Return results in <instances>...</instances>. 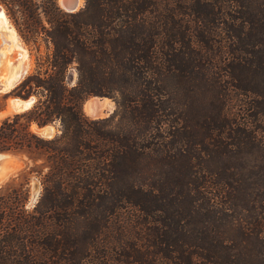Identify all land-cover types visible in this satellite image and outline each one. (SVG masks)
I'll return each instance as SVG.
<instances>
[{"label":"trees","instance_id":"obj_1","mask_svg":"<svg viewBox=\"0 0 264 264\" xmlns=\"http://www.w3.org/2000/svg\"><path fill=\"white\" fill-rule=\"evenodd\" d=\"M1 1L37 51L12 93L37 102L0 118L25 160L0 264H264V0Z\"/></svg>","mask_w":264,"mask_h":264},{"label":"rangeland","instance_id":"obj_2","mask_svg":"<svg viewBox=\"0 0 264 264\" xmlns=\"http://www.w3.org/2000/svg\"><path fill=\"white\" fill-rule=\"evenodd\" d=\"M58 4H59V1H58ZM84 4H85V0H84ZM84 4L80 7L82 8L84 6ZM0 5H2V7L4 8V11L6 10V15L8 16L9 22H11V25L14 27V29L18 33L20 40L26 46V48L30 54V59H31L30 62L31 63H30V66L27 68V73H26V76H27L28 74H30L31 72L34 71L37 51L34 48V45L32 47V45H30L27 42L24 34L22 33V31L18 27L14 16L10 13V11L6 7V5L1 0H0ZM3 29L5 30V27L3 25H0V30L3 31ZM0 43H2L1 35H0ZM39 43L41 44L40 54L47 53V51L49 49V44L41 37L39 38ZM4 45L9 46V43L6 42V43H4ZM8 59L13 60V61L16 60L17 59V53L15 51H10V52L2 51V54H0V74L5 69V64H6V61ZM26 76H25V78H26ZM67 81H68V84L70 86H73L76 83L77 71H76L75 67H71L68 70ZM13 89L11 90V93L13 92ZM12 94H14V93H12ZM5 100H6L5 93H1L0 94V108L5 103ZM82 106H83V110H84L85 114L88 115L89 117H91V118H103V117H107V116L111 115L114 112V110L116 108V102L111 97L100 96V95H90L89 97H87L84 100ZM53 125L56 128V133L59 132L57 126L55 124H53ZM24 166H25V160H24V158H22L19 155L8 154V155L0 156V188L2 186H4L13 177H15L17 175V173ZM30 189L31 190H30V197L28 200V206L32 207L35 203H37L39 195H40V191H41V187H40L36 178L32 179Z\"/></svg>","mask_w":264,"mask_h":264},{"label":"water","instance_id":"obj_3","mask_svg":"<svg viewBox=\"0 0 264 264\" xmlns=\"http://www.w3.org/2000/svg\"><path fill=\"white\" fill-rule=\"evenodd\" d=\"M58 1L60 7L67 12H75L81 9V7L79 6L80 0H58ZM0 8H3L2 5H0ZM26 73L27 71L22 73L19 76V78L15 80L10 86L5 85L0 75V94L5 93L6 95L5 103L0 108V118H4L15 113L24 112L32 108L36 104L37 97L35 95L22 97L11 93V90L25 78ZM35 131L41 136L53 137L56 133V128L52 123H49L43 126H36ZM8 154L10 153L0 152V156L8 155Z\"/></svg>","mask_w":264,"mask_h":264},{"label":"bare ground","instance_id":"obj_4","mask_svg":"<svg viewBox=\"0 0 264 264\" xmlns=\"http://www.w3.org/2000/svg\"><path fill=\"white\" fill-rule=\"evenodd\" d=\"M83 4L84 0H80L79 6H82ZM0 25L5 27V30H0L2 39V43H0V54H2V51H15L17 53V59L14 61L8 59L5 64V69L0 74L5 85L10 86L15 80L19 78L22 73L27 71V68L30 66L31 59L26 46L20 40V37L18 36V33L14 27L11 25V22H9L8 16L6 15V12L3 8H0ZM6 42L9 43V46L4 45ZM35 128L36 127L34 126V129Z\"/></svg>","mask_w":264,"mask_h":264}]
</instances>
